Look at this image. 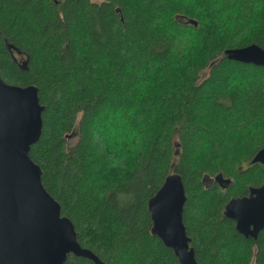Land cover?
Masks as SVG:
<instances>
[{
	"label": "trees",
	"instance_id": "obj_1",
	"mask_svg": "<svg viewBox=\"0 0 264 264\" xmlns=\"http://www.w3.org/2000/svg\"><path fill=\"white\" fill-rule=\"evenodd\" d=\"M250 45L264 50V0H0V78L37 89L28 155L81 248L104 264H179L147 207L176 173L197 264H264V230L246 239L223 215L264 184L251 163L264 68L224 55Z\"/></svg>",
	"mask_w": 264,
	"mask_h": 264
},
{
	"label": "water",
	"instance_id": "obj_2",
	"mask_svg": "<svg viewBox=\"0 0 264 264\" xmlns=\"http://www.w3.org/2000/svg\"><path fill=\"white\" fill-rule=\"evenodd\" d=\"M224 55L264 68V50L256 45L229 49ZM43 110L34 86L10 85L0 78V264H64L69 255L104 264L80 247L72 223L42 186L41 170L28 155L41 136ZM251 163L264 166V148ZM215 181L220 186L230 182L220 174ZM185 202L180 175H168L147 202L151 234L179 264H197L183 224ZM223 215L244 238L256 239L264 230V184L229 200Z\"/></svg>",
	"mask_w": 264,
	"mask_h": 264
},
{
	"label": "rangeland",
	"instance_id": "obj_3",
	"mask_svg": "<svg viewBox=\"0 0 264 264\" xmlns=\"http://www.w3.org/2000/svg\"><path fill=\"white\" fill-rule=\"evenodd\" d=\"M93 1H99V0H93ZM74 141H75V140L72 139V140H71V143H73ZM211 178H212V177H211ZM208 179H209V178H208ZM253 181H254V180L252 179V181L250 182V185H252V182H253ZM208 184H209V182H208ZM244 185H245V184H244ZM246 185H247V187L250 186L249 183L246 184Z\"/></svg>",
	"mask_w": 264,
	"mask_h": 264
},
{
	"label": "flooded vegetation",
	"instance_id": "obj_4",
	"mask_svg": "<svg viewBox=\"0 0 264 264\" xmlns=\"http://www.w3.org/2000/svg\"><path fill=\"white\" fill-rule=\"evenodd\" d=\"M247 194H248V192H247ZM247 194L245 195V196H247ZM244 197V196H243ZM252 239V238H251Z\"/></svg>",
	"mask_w": 264,
	"mask_h": 264
}]
</instances>
